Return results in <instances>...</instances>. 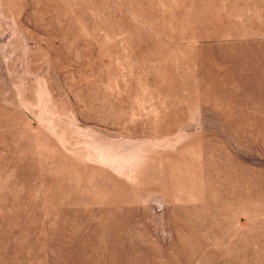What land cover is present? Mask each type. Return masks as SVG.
<instances>
[{"label": "rangeland", "instance_id": "obj_1", "mask_svg": "<svg viewBox=\"0 0 264 264\" xmlns=\"http://www.w3.org/2000/svg\"><path fill=\"white\" fill-rule=\"evenodd\" d=\"M0 264H264V0H0Z\"/></svg>", "mask_w": 264, "mask_h": 264}]
</instances>
